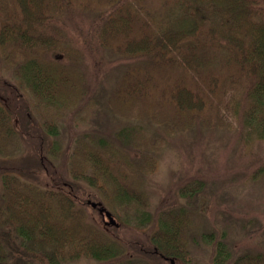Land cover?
I'll return each instance as SVG.
<instances>
[{
  "label": "trees",
  "instance_id": "1",
  "mask_svg": "<svg viewBox=\"0 0 264 264\" xmlns=\"http://www.w3.org/2000/svg\"><path fill=\"white\" fill-rule=\"evenodd\" d=\"M72 111L73 127L95 120L74 132ZM234 129L252 212L264 155L235 160L264 141V0H0V264H196L192 245L209 264H264V229L243 235L251 250L202 229L200 175L154 208L143 184L170 136L206 138L190 143L204 157Z\"/></svg>",
  "mask_w": 264,
  "mask_h": 264
},
{
  "label": "rangeland",
  "instance_id": "2",
  "mask_svg": "<svg viewBox=\"0 0 264 264\" xmlns=\"http://www.w3.org/2000/svg\"><path fill=\"white\" fill-rule=\"evenodd\" d=\"M90 63V67L95 65L94 61ZM95 109H99L98 106L95 107ZM92 111L93 110L91 109L90 114ZM73 112L74 111L70 113L66 122L72 126V131L74 132H82L83 129L90 125V121L93 122L95 120L94 115H92L91 118L89 115V122L87 121L84 124H77V126L73 127L75 125ZM105 118L104 130L108 132H112L117 129L122 123V121H115L111 119L109 115H106ZM237 130L218 131L216 134L224 138V140H222L223 143L220 142L218 145L212 141L211 143H208L207 149H209L211 153L209 154L204 152V157L195 155L193 151L196 148L190 143L207 140L206 138L193 135L188 136L186 134L183 136H178L179 134L170 136L169 143H165L158 153L159 155H157L158 162L155 173L149 176L147 180H144L143 184L149 192L148 194L150 195L149 197L152 202L151 207L154 208L155 206L158 207L160 205L162 199H165L166 201L172 200L173 195L175 196L177 194L178 187L186 179L194 175H200L206 182V196L204 195L202 197L203 201L201 204L203 207V213H199L201 217L202 229L204 231L214 230L217 231L218 234L223 230H225V232L227 230L228 237L233 243V246L239 248V246L243 247L242 244L245 243V241H242L241 239L246 232L252 231L256 233L257 228H259V232L264 229V204L257 206V208H254L252 212L250 209L245 211V208L250 200L249 193H252V198H254L258 193V187H254L253 183H251L250 179L245 175H241L239 177L237 174V166L232 160V157L237 150V144L235 141ZM67 142L68 140L65 136L63 138V144H67ZM241 147L240 157L235 160L238 168L244 167L245 163L249 162L252 157L264 155V141H250L248 143H242ZM187 148L189 152H192L191 154L187 153ZM62 150H65L64 145L62 146ZM214 152L215 154H226L222 162L220 155L217 158L215 154H213ZM27 155V149H24V147L20 144L14 156H16V158H24ZM59 159H62V157H59ZM222 163L224 168H221ZM44 166L50 170L54 168H61L60 161L58 160H47L45 161ZM29 174H27L28 179L33 178L31 171ZM258 182L264 187L263 180ZM258 198L264 202V197L258 196ZM251 204L254 205L253 200ZM159 210L160 208L157 209V211ZM244 212L247 214L244 216L246 220L253 221V224L251 222L244 227V229H242L246 220L244 222L240 220L239 226L235 227L237 224L235 216H240L241 213L244 215ZM85 213L89 215L87 209L85 210ZM252 214L256 217H253ZM254 220L256 222H254ZM97 225L101 228L99 221L97 222ZM232 228L233 231H231ZM251 236H254L252 246H248L245 243L246 247H249V250L261 248L257 237L258 235L254 234ZM122 237L124 239H128V237H133V235L131 233L128 235L122 234ZM191 251L193 257L198 260V263L196 264H209L210 254L213 252L209 245H202V247H195L192 245ZM143 258L144 257L141 256V259ZM156 263L159 264V260H156ZM71 264H94V262L80 260Z\"/></svg>",
  "mask_w": 264,
  "mask_h": 264
},
{
  "label": "water",
  "instance_id": "3",
  "mask_svg": "<svg viewBox=\"0 0 264 264\" xmlns=\"http://www.w3.org/2000/svg\"><path fill=\"white\" fill-rule=\"evenodd\" d=\"M88 204H90L92 207H95L96 204L94 202H90L89 200L87 201ZM100 212H102L105 217L108 219V222L111 224H115V221L112 219V217L110 216V214L105 211L103 208H99Z\"/></svg>",
  "mask_w": 264,
  "mask_h": 264
}]
</instances>
